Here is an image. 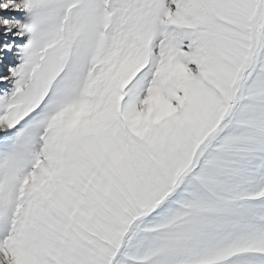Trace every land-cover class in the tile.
I'll list each match as a JSON object with an SVG mask.
<instances>
[{"label": "snow or ice", "instance_id": "snow-or-ice-1", "mask_svg": "<svg viewBox=\"0 0 264 264\" xmlns=\"http://www.w3.org/2000/svg\"><path fill=\"white\" fill-rule=\"evenodd\" d=\"M0 264H264V0H0Z\"/></svg>", "mask_w": 264, "mask_h": 264}]
</instances>
